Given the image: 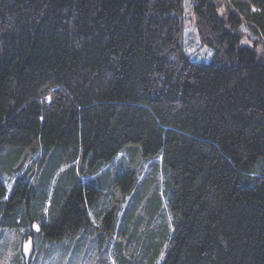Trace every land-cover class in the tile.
<instances>
[{
	"label": "trees",
	"instance_id": "16d2710c",
	"mask_svg": "<svg viewBox=\"0 0 264 264\" xmlns=\"http://www.w3.org/2000/svg\"><path fill=\"white\" fill-rule=\"evenodd\" d=\"M193 11L210 63L185 50V0H0L1 227L72 236L121 183V264H264V0ZM124 150L153 162L142 188L101 171Z\"/></svg>",
	"mask_w": 264,
	"mask_h": 264
},
{
	"label": "rangeland",
	"instance_id": "374dc122",
	"mask_svg": "<svg viewBox=\"0 0 264 264\" xmlns=\"http://www.w3.org/2000/svg\"><path fill=\"white\" fill-rule=\"evenodd\" d=\"M218 1L224 2L225 0ZM226 1L229 2L230 0ZM193 4L194 0H185L184 47L194 62L210 63L214 53L209 46H203L198 36ZM243 30L248 34V37H252L246 26H243ZM253 39L254 37L252 39L248 38L246 44L253 45ZM5 153V151H0V166L6 155ZM140 155L142 158L133 151L124 150L113 161L104 162L101 171L111 169V171L119 175L122 169L130 168L137 170L139 178L136 182L137 185L141 184L142 188L150 181L149 178L142 179L140 174H144L153 162L145 161L142 152H140ZM40 156V152H29L25 167L33 166L35 162L39 161ZM65 170V167H62L56 173L54 177L55 184L61 185V181L65 177ZM7 171L8 169H6V172L4 171V174H7ZM15 175H21V173L10 176V179L8 178L6 181L8 196L13 194L17 185ZM161 181L163 185L165 183L163 176ZM124 197L122 194V184H116L112 196L111 194H107L101 200L99 210L105 213L100 219L91 210V225L89 224L72 236H66L58 240H48L44 232L37 226L38 220L35 224L33 223L21 230H10L0 226V264H121V247H126L127 240L129 239L126 234L122 233H126L124 229H127L124 227L127 225V222H125V211L129 202L128 198L125 199ZM142 208H140L139 214L144 212ZM162 208V213L166 215L168 224L171 226L170 230H173L172 222L175 213L171 211L167 197L164 199ZM110 212L112 214L109 215ZM107 216L109 220H106ZM105 223L112 225V227L111 230L107 231L109 233L103 234L104 232L99 227ZM145 228L146 226L144 225L141 227V229Z\"/></svg>",
	"mask_w": 264,
	"mask_h": 264
}]
</instances>
